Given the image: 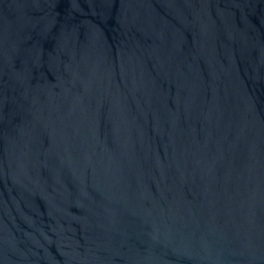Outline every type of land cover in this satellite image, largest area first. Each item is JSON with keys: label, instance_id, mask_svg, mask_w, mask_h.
<instances>
[{"label": "water", "instance_id": "95a60500", "mask_svg": "<svg viewBox=\"0 0 264 264\" xmlns=\"http://www.w3.org/2000/svg\"><path fill=\"white\" fill-rule=\"evenodd\" d=\"M0 264H264V0H0Z\"/></svg>", "mask_w": 264, "mask_h": 264}]
</instances>
